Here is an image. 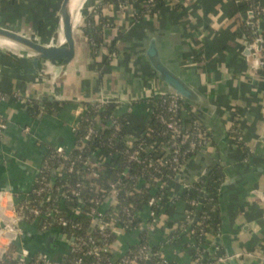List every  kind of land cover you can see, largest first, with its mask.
Segmentation results:
<instances>
[{"label": "crops", "instance_id": "obj_1", "mask_svg": "<svg viewBox=\"0 0 264 264\" xmlns=\"http://www.w3.org/2000/svg\"><path fill=\"white\" fill-rule=\"evenodd\" d=\"M96 1L85 7L83 17ZM144 1L133 0L125 8L112 6L105 12L110 25L103 35L105 39L115 37L119 50L115 61L110 62L101 51L95 60L106 58L107 64L94 65L79 31L72 60L61 67L51 64L49 72L58 66L57 80L69 95H144L146 81L153 73L143 49L152 30L156 31L163 60L208 102L202 118L212 146L199 151L189 162L187 181H194L201 169L215 163L221 164L225 175L218 199V229L209 231L211 244L207 243L206 256L210 260L214 254L240 249L264 253V65L253 67L251 57L244 52L238 34L242 11L232 9L233 0H165L157 13L137 23L134 12ZM256 3L264 5V0ZM60 4L61 0H0V23L27 31L46 43L59 44ZM259 27L262 29V21ZM37 72L25 57L16 60L0 56V90L7 93L0 102V115L6 122L0 141V207L23 198L51 146L69 148L73 142L71 126L78 103L56 101L47 108L44 102L54 100L34 99L38 91L46 95L50 86L44 80L37 82ZM13 91L32 98V102L21 103L10 95ZM131 108L138 117L146 113L147 103L138 101ZM232 119L251 149L247 160L226 134ZM25 126L29 127L28 133L22 131ZM180 203H176L175 210H181ZM161 237V231H156L153 243ZM172 245L164 247L169 260L189 259L190 249L182 240ZM237 262L264 264L256 257Z\"/></svg>", "mask_w": 264, "mask_h": 264}, {"label": "built area", "instance_id": "obj_2", "mask_svg": "<svg viewBox=\"0 0 264 264\" xmlns=\"http://www.w3.org/2000/svg\"><path fill=\"white\" fill-rule=\"evenodd\" d=\"M245 1L233 0V4L238 6ZM112 6L109 4L108 8ZM241 11L240 22L261 29L262 21L264 31V5L255 2ZM239 37L252 66H263V37L247 41L242 32ZM90 43L105 52L102 42ZM106 55L113 62L118 53L111 51ZM37 76V82L43 81L42 74ZM154 78L147 79L144 95L132 96L116 92L69 95L58 80L45 82L51 86L46 94L52 100L78 103L71 126L73 142L69 148L51 146L23 198L0 207V264H223L229 258L238 261L254 257L264 261L263 252L246 249L214 254L209 260V232L202 222L210 214L205 211L197 215L187 207L202 206L201 199H185L183 208L174 215L165 212L166 206L176 203L182 190L191 187L185 176L187 165L199 151L212 146V137L203 125V111L191 104L185 108L183 99L165 93ZM10 95L23 104L32 102V98L18 91ZM6 97L7 93L0 90V102ZM138 101L147 103L146 113L153 117L155 126L148 124L141 132L132 129L122 134L123 127H132L134 120L117 114H131L132 103ZM110 103L115 105V112L105 114V106ZM182 111L196 113L199 118L187 125ZM5 128L0 115V141ZM22 131L28 133L29 127ZM226 134L247 160L251 149L235 120L228 122ZM158 138L162 140L157 142ZM93 141L97 143L95 147ZM116 141L122 142V149ZM117 156H121L119 169L110 179L102 178L101 170L116 161ZM206 171L201 169L195 179ZM154 187L159 193L152 192ZM156 231H161L162 237L153 243ZM181 240L190 249L189 259L169 260L164 247Z\"/></svg>", "mask_w": 264, "mask_h": 264}, {"label": "trees", "instance_id": "obj_3", "mask_svg": "<svg viewBox=\"0 0 264 264\" xmlns=\"http://www.w3.org/2000/svg\"><path fill=\"white\" fill-rule=\"evenodd\" d=\"M165 0H145L144 3L136 8L134 12V20L137 23L143 22L144 18L148 15H153L159 11L161 6H163ZM133 0H97L94 5L89 9L88 13L83 17L81 20L80 24L78 25V30L80 31L81 35L85 38L89 50L90 57L93 60L94 65H99V64H107V59L104 58L102 61H96L95 58L97 55H99L101 52L100 50H96L95 48L92 47L91 41L95 42H102L104 45V50L105 53H109L111 51H116L119 53L118 48L115 46L116 40L115 37H112L111 39H105L103 35V30L105 28V24L110 25V22L108 21L107 17L105 16V12L108 8L109 4H112L114 6L118 7H124L125 4H130L132 3ZM256 0H246L244 4L241 5H233L232 9L233 10H243L245 5H254ZM154 30H152L153 32ZM242 32L244 34V38L247 41L252 40L255 36H262L263 40L261 42V46L264 48V31L261 29H255L253 26H251L248 23L245 22H240L238 25V34ZM95 50V51H94ZM105 54V56H106ZM262 64L264 65V57L261 59ZM153 76L154 72L152 71ZM157 82H160L156 77L154 78ZM161 83V82H160ZM157 99L154 97V101ZM68 101V100H66ZM66 101H59V102H66ZM56 103V101H45L44 105L45 107H50L53 106ZM182 104L184 105L185 108L188 109V102L182 101ZM115 105L110 103L105 106L104 113H112L115 112ZM118 116L120 118L123 117H129L131 120H134L132 127H123L122 134L131 132L132 129L134 132H141L143 128L151 124L155 126V122L153 117L149 116V114L144 113L141 116L136 117L134 114H124L123 111H119ZM126 115V116H125ZM181 116L183 117L184 123L187 125H190L192 120L194 118H199L198 114L192 113V112H181ZM151 118V119H149ZM204 125V123H203ZM108 133L106 131L104 133V136ZM149 140V139H148ZM162 139L158 138L157 142H160ZM233 139H230V142L232 143ZM92 144L94 147L97 145L95 141ZM117 147L122 149L123 145L121 141H116ZM156 149H159V147H156ZM242 153V152H241ZM245 157V154L242 153V158ZM120 158L121 156H117L116 161H110L109 166L104 167V169L101 170V176L102 178L105 179H110L114 175V171L119 169L120 166ZM189 164V163H188ZM133 169L135 168V165H132ZM206 174L204 176L198 177L194 181L191 182V187L188 188L187 190H182L179 193V198L176 201L183 203L185 199L187 200H198L201 199L203 202V205L200 207H195L190 206L189 204L187 207L192 208L196 211L197 215L202 214L203 212H207L210 214L209 217L203 219V225L205 226L206 231H216L218 228L219 224V195L221 191V187L224 182V172L223 168L220 163H215L213 165H209L207 168ZM152 189V188H151ZM153 193H159L158 188L154 187ZM149 194L145 195L142 197V200H139V205L144 201L145 198H147ZM176 203L174 205H168L165 208V212L169 213L171 215H174L177 210H175ZM180 203V204H181ZM182 205V204H181ZM183 208V205H182ZM181 208V209H182Z\"/></svg>", "mask_w": 264, "mask_h": 264}, {"label": "water", "instance_id": "obj_4", "mask_svg": "<svg viewBox=\"0 0 264 264\" xmlns=\"http://www.w3.org/2000/svg\"><path fill=\"white\" fill-rule=\"evenodd\" d=\"M69 2L70 0H61L59 7L60 16L63 13L64 7L66 8L63 34L64 41L59 44L46 43L31 33L6 25H0V36L10 41H15L31 50L32 53L25 58L37 71H40V64L43 60L55 64L57 59L62 57L63 62L67 63L72 60L75 53V32L77 29V26L73 23V14L69 10ZM157 42L158 33L153 31L147 38L143 55L154 72L155 77L163 84L164 92L167 94H175L196 108L206 111L208 102L205 96L163 60ZM33 98L36 100H52L50 94L41 96L40 91L33 95ZM214 244H218L217 237L214 239ZM211 254L209 253L210 258ZM223 264H238V262L233 258H229Z\"/></svg>", "mask_w": 264, "mask_h": 264}, {"label": "bare ground", "instance_id": "obj_5", "mask_svg": "<svg viewBox=\"0 0 264 264\" xmlns=\"http://www.w3.org/2000/svg\"><path fill=\"white\" fill-rule=\"evenodd\" d=\"M92 1L93 0H70V2H69V10L71 11L72 14H73V12L75 13V18H74V24L75 25L80 21L81 12H83L85 7H87L90 3H92ZM65 12H66V8L64 7L63 13H62V15L60 16V19H59L61 28H60L59 34L57 35V36H59V41L60 42L64 41L63 34H64ZM0 43L5 45L9 49H15L16 51H18L19 54L22 55V58H24V57H26V56H28V55H30L32 53L31 50L25 48L21 44L15 42V41H10V40L5 39V38H3L1 36H0ZM63 61H64L63 58L60 57L59 59H57L55 65L57 64L59 67H61V65H63V63H64Z\"/></svg>", "mask_w": 264, "mask_h": 264}, {"label": "rangeland", "instance_id": "obj_6", "mask_svg": "<svg viewBox=\"0 0 264 264\" xmlns=\"http://www.w3.org/2000/svg\"><path fill=\"white\" fill-rule=\"evenodd\" d=\"M74 18H75V13L73 12V23H74ZM82 18H83V15L80 18V21L78 22L79 24H80ZM77 24L75 25V26H77V29H76V32L75 33H79V30H78V25L79 24L78 25ZM0 25H3V24L0 23ZM6 26H8V25H6ZM9 27H11V26H9ZM37 38H39V37H37ZM0 56L1 57H4V58H8V59L22 60V55L19 54L18 51H16L15 49H9L8 47H6L5 45H3L1 43H0ZM69 62H67V63H69ZM49 64L51 65L50 62H48L46 60H43L42 61V64H41V69H40L39 72H37L36 76L39 75V74H42L44 76V78H42L44 80V82H50V81L57 82L58 66H56V67L54 66L52 72H49V69H48V66L50 67ZM63 70L65 71V69H63ZM53 82H52V84H53Z\"/></svg>", "mask_w": 264, "mask_h": 264}]
</instances>
